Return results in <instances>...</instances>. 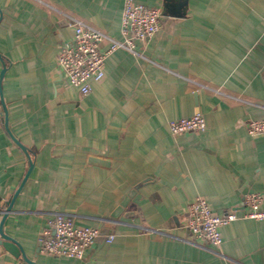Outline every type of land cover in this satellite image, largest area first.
Returning <instances> with one entry per match:
<instances>
[{"label":"crops","instance_id":"crops-1","mask_svg":"<svg viewBox=\"0 0 264 264\" xmlns=\"http://www.w3.org/2000/svg\"><path fill=\"white\" fill-rule=\"evenodd\" d=\"M43 1L122 39L125 0ZM133 1L160 9L159 28L109 53L81 95L56 64L72 29L36 0H0L2 232L38 264H264V217L242 204L260 193L264 210V133L247 131L264 118V0ZM196 111L205 130L170 132ZM197 196L236 208L218 248L185 227ZM54 211L101 231L81 258L38 250ZM0 264L28 263L0 244Z\"/></svg>","mask_w":264,"mask_h":264},{"label":"built area","instance_id":"built-area-1","mask_svg":"<svg viewBox=\"0 0 264 264\" xmlns=\"http://www.w3.org/2000/svg\"><path fill=\"white\" fill-rule=\"evenodd\" d=\"M36 1L54 11L72 29L71 38L58 49L56 64L67 84L76 87L81 95L90 91V80L100 81L104 77V59L109 53L119 47L134 52V40L150 37L160 26L159 8L125 0L120 23L122 39H116L67 10L43 0ZM168 128L172 134L178 135L203 131L206 123L196 111L188 117L170 120ZM247 131L250 135L264 133V118L249 120ZM262 201L260 193L245 195L242 202L246 207L245 217H264V210L260 208ZM185 217V227L192 238H204L218 248L222 242L220 227L238 216L235 207L216 213L204 197L197 196L186 205ZM99 236L101 231L98 228L77 224L70 213L54 211L39 232L38 250L53 256L81 258L85 249ZM112 237L109 234L104 239L110 241Z\"/></svg>","mask_w":264,"mask_h":264},{"label":"water","instance_id":"water-1","mask_svg":"<svg viewBox=\"0 0 264 264\" xmlns=\"http://www.w3.org/2000/svg\"><path fill=\"white\" fill-rule=\"evenodd\" d=\"M2 107H3V113H4V115L6 114V108H5V106L3 105V103H2ZM5 127H7V124H6V122H5ZM7 130H8V128H7ZM9 131V130H8ZM10 132V131H9ZM10 135L12 136V138H13V140L26 152V149H25V147L21 144V143H19L15 138H14V136L10 133ZM27 153V152H26ZM10 206L11 205H9L8 207H7V210H9L10 209ZM2 224V223H1ZM0 235H1V238L2 239H0V244L8 251V252H10L11 254H13L14 256H21L22 258H23V260L26 262V263H28V264H38V263H36V262H33V261H31L30 259H28L27 257H26V255H25V253H24V251H23V249L21 248V246L17 243V241H15L12 237H10V236H8V235H6V234H4L3 232H2V229H1V227H0Z\"/></svg>","mask_w":264,"mask_h":264}]
</instances>
